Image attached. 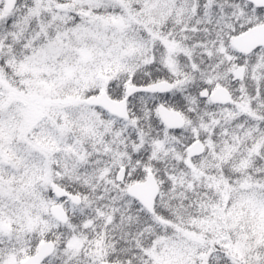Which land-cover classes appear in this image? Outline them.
<instances>
[{
    "label": "snow or ice",
    "instance_id": "6c2138e0",
    "mask_svg": "<svg viewBox=\"0 0 264 264\" xmlns=\"http://www.w3.org/2000/svg\"><path fill=\"white\" fill-rule=\"evenodd\" d=\"M0 264H264V0H0Z\"/></svg>",
    "mask_w": 264,
    "mask_h": 264
}]
</instances>
